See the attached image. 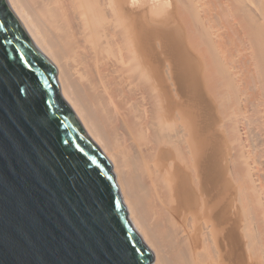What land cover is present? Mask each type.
<instances>
[{
  "label": "bare ground",
  "instance_id": "bare-ground-1",
  "mask_svg": "<svg viewBox=\"0 0 264 264\" xmlns=\"http://www.w3.org/2000/svg\"><path fill=\"white\" fill-rule=\"evenodd\" d=\"M8 2L153 264H264V0Z\"/></svg>",
  "mask_w": 264,
  "mask_h": 264
},
{
  "label": "water",
  "instance_id": "water-1",
  "mask_svg": "<svg viewBox=\"0 0 264 264\" xmlns=\"http://www.w3.org/2000/svg\"><path fill=\"white\" fill-rule=\"evenodd\" d=\"M0 131V264H153L112 163L8 0H0Z\"/></svg>",
  "mask_w": 264,
  "mask_h": 264
},
{
  "label": "snow or ice",
  "instance_id": "snow-or-ice-1",
  "mask_svg": "<svg viewBox=\"0 0 264 264\" xmlns=\"http://www.w3.org/2000/svg\"><path fill=\"white\" fill-rule=\"evenodd\" d=\"M18 91H19V89H18ZM25 91H27V90L25 89ZM39 126H42V125H38V127ZM3 140H4L3 132L0 131V162H2L3 159H4V144H3Z\"/></svg>",
  "mask_w": 264,
  "mask_h": 264
}]
</instances>
